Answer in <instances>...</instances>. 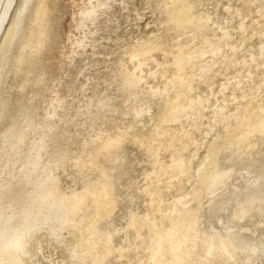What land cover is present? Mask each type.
Returning a JSON list of instances; mask_svg holds the SVG:
<instances>
[{
    "label": "bare ground",
    "instance_id": "bare-ground-1",
    "mask_svg": "<svg viewBox=\"0 0 264 264\" xmlns=\"http://www.w3.org/2000/svg\"><path fill=\"white\" fill-rule=\"evenodd\" d=\"M31 1L0 0V264H36L30 247L34 244V249L38 251L43 241L48 239L53 244L64 243L69 264H116L124 259L128 264H257L264 259V244L259 247L248 238L251 236L246 235L247 229L243 228L254 220H260L259 223L264 225V106L259 104L249 112L251 103L248 101L246 109L232 116L228 114L227 105L231 101H227L228 96L233 100H247L249 97L247 92L236 93L241 91V84L244 83L240 80L234 82L239 77L233 70L246 72L252 83L255 80L252 79L250 63L244 61L239 64L237 58L234 60L240 49L233 43L228 27L219 29L220 26L211 23V18H206L209 15H196L204 0H154L155 10L161 17L155 21L158 29L148 38L137 37L135 42L125 46L119 53L113 78L105 82L108 87L115 86L121 94L124 109L120 115L131 118L129 125L117 126L113 133L102 131L98 126V114L116 112L120 107L111 106L112 99L102 97V93L99 98H88L72 117L66 115L65 99L59 96L48 106L40 121L34 119L29 109L12 113L13 97L3 88L1 75L7 77L13 73L14 77H18L32 74L26 66L37 61L40 49L49 39L48 8L44 5L36 10L30 31L27 33L25 28L23 36L19 37L20 42H13L10 48L7 44L14 22L17 29L27 22V8ZM240 1L244 3L246 0ZM126 4L127 0H83L78 17H75L79 36L70 39L73 47L66 59L73 63L88 47L96 49L99 40L93 36L100 32L98 24L110 23L109 13L114 6H119L121 11L126 10ZM230 9H227L229 13ZM258 12L264 18V12ZM244 23L242 21L240 27L243 31ZM259 26L255 36L264 38V21L259 20ZM17 45L21 47V52L29 49L30 54L20 52L13 61L10 56ZM96 54L94 51L93 56ZM252 62L258 66L264 64V47L256 59L252 57ZM91 64L89 62L90 67L95 66ZM147 67H150L148 71L145 70ZM221 71L225 82L217 93L223 95L224 100L214 109V125H211L215 129L216 125L222 124L225 132H234L231 127H236L238 138L234 148L237 150L229 158L226 173L203 179L202 194L207 196L204 199H207L208 211L213 216L230 207L234 212L224 231L218 232L211 225V232H202L200 226H205L203 215L201 217L200 213L193 212L184 214L183 218L186 198L182 196L169 204L164 193L177 191L182 187L183 180H188L192 174V159L185 160L183 154L193 146L197 152L191 129H198L200 126L197 127V123L205 115L204 109L198 108L204 107L200 100L203 97L196 99L192 95L201 85L214 82ZM159 79L162 87L153 84ZM260 83L248 89L255 95L258 93L257 98H260L259 92L264 87V83ZM82 86L80 92L89 91L87 83ZM227 92H230L229 95ZM153 105L159 107L155 115H152ZM77 117H84L85 121H77V124ZM70 124L87 127L90 134L93 133L71 159L58 143L50 145L71 132L68 129ZM135 128L140 129L139 134L133 133ZM128 144L142 150L146 157L144 162L151 168L145 169L147 185L142 192L149 198L146 201L148 207L144 214L133 213L125 217L127 221L122 229L125 234L122 241L128 244L125 246L117 244L121 230L115 227V210L123 202L133 203L139 191L136 183L126 180L133 169L125 161ZM255 145L258 150L251 151L250 147ZM242 150V154L254 153L244 157L240 152ZM167 154L171 161L165 167L160 162L161 157ZM68 164L77 168L76 177H71L74 187L79 186L70 192L64 191L60 185V176L67 173L60 174ZM209 168L211 159L207 157L200 171L205 173ZM249 168L253 170L250 177L244 179L242 187L237 186L240 175ZM122 187L127 192L121 198ZM247 231L252 236L256 235V231ZM65 232L73 236L66 243L62 240Z\"/></svg>",
    "mask_w": 264,
    "mask_h": 264
},
{
    "label": "rangeland",
    "instance_id": "rangeland-1",
    "mask_svg": "<svg viewBox=\"0 0 264 264\" xmlns=\"http://www.w3.org/2000/svg\"><path fill=\"white\" fill-rule=\"evenodd\" d=\"M216 1L214 2L213 0L202 1V5H200V7L198 8L196 15L198 13H200L197 15L198 17H202L204 15L206 17L207 15H209L206 18L209 19L211 18L212 19V20L210 19L211 23L217 24L218 27L220 26L219 29L221 27L222 29L228 27L227 29L231 31V34L233 36V43L235 44V46L237 47L239 46L238 48L240 49L238 50L240 53L237 52L239 57L236 54L234 56V60L237 58L236 60H238L237 62L239 64L243 63L244 61H247L248 63L251 64V70L253 72V77H254V78L252 77V79L253 81L255 80L253 83L248 80L246 72L245 73L236 72V70H233L235 76H237V78L238 77L240 78V79L238 78V80L234 82L238 83L240 80V82L244 83L241 84V91L238 90L236 91V93L240 95L242 93L247 92V94H249L247 100H240V99L233 100L229 96L228 98H226L227 101L231 100L230 103L227 105V109H228L227 111L229 115L232 116L237 112L246 109L248 101L251 103V105L248 108V111L251 112L252 108H255L259 104H262V106H264L263 105L264 100L260 101L264 99V89H263L264 87L261 90L262 92L261 91L259 92L260 98H257L259 97L258 93H256L255 95V93H252L248 90L249 86L255 88L256 85L259 84L260 82L264 83V66H263L264 64L258 66L256 62H252V57L254 56V59H256L261 48L264 47L263 46L264 38L255 36V32L259 30V28L261 27L259 26V20L260 22L264 21V18L261 17L258 12V11H262V13L264 12V4H263L264 0H246V1L243 0L245 1L244 3L240 0H233V1L231 0L232 3L230 2V0H223V1L221 0L222 2L219 0ZM226 1L227 2L229 1V5L227 4ZM82 2L83 0H32L31 1L30 6L27 8V22L19 29L16 28V21L14 22L11 30L9 31L8 37H10V39L7 44L10 48V46L13 45V42H20L19 37L23 36V33L25 32V28L27 27V33L30 31L31 22L34 19L36 10H38L40 7H43L44 5H46V7L48 8L47 21L49 22L48 25L49 39L46 41V44L43 46V48L40 49L41 52H39L38 54L39 58H37V61H35L36 64L33 62L32 63L33 65L26 66L27 69L29 68L30 70H32V74H29L27 76H24L22 74V75H18V77H14L13 73H11L7 76L8 78L1 75L2 79L4 80L2 86L5 90L9 91L11 96L13 97L14 103H12V107H13L12 113L13 112L16 113V111H18L19 109L22 110L23 108L29 109L34 116V119L36 120L38 119V121L42 119L46 110L49 108L48 106H50V104L58 96L65 99L64 111L65 113H67L66 115L72 117L76 115V112L78 111L79 108H82L85 105V103L88 101V98L91 97L94 98L95 96H97L96 98H99L100 93H102V97L109 96L112 99L111 106L118 105L120 107L116 112H108L105 113L104 115L98 114V116L100 117V120L98 121V126H100V128L103 129L102 131L113 133L117 126L124 127L126 125H129L131 118L120 115L124 109V106L122 105L123 99L121 98V94L116 90L117 88L115 86L108 87L107 85H105V82L110 81L113 78L112 77L113 73H115L117 70L119 53L124 49V47L127 46L130 42H135L137 37L148 38L149 36H151V33L158 29L157 25L155 24V21H157L161 17L159 15V11L155 10L156 5L154 0H127L128 4H126V7L128 9L126 8V10H121V11L119 6H114V8L109 13L111 22L107 24L99 23L98 28L100 32L98 35L93 36L97 40H99L97 44V48L93 49L92 47L91 48L88 47L86 51L83 53V55L77 56L74 62L71 63L66 58L69 55H71L72 52L73 46L70 39H73L75 36H79V33L75 27L76 26L75 17H78L77 16L79 12L78 10L79 7L82 5ZM215 2L218 4H216ZM211 3L213 4L210 5ZM229 7L231 8L230 13L233 10L231 14L227 11ZM209 11L211 13H209ZM137 14L140 17L137 16ZM225 14L229 16L227 15L224 16ZM213 15L214 17H212ZM227 17L228 18L230 17L229 20L227 19ZM102 20L103 18L100 19V21ZM242 21H244L245 22L244 24L247 25V26L245 25V31H243L240 28ZM218 22H220L221 25L218 24ZM7 44L5 45V47H7ZM94 51L95 53L97 52V54L93 56ZM20 52H21V47L19 45L15 46V49H13V52L11 53L12 56H10V58L14 61V58L19 57L21 53H24V55L30 54L29 49H27V51H22L21 53ZM14 54L16 56H14ZM89 62L90 64L92 63L91 65L95 64V66L90 67ZM260 63L262 62L260 61ZM86 66H88L90 69ZM149 68L150 67H147V69L145 68V70L148 71ZM237 69L239 70V68ZM86 70L87 72H85ZM84 75L89 76L91 80L89 78L88 79L85 78ZM224 79L225 77L222 76V71H221L220 76H218V78L214 80V82L213 81L210 82L211 83L210 85L209 84L201 85L200 87H198L199 89L196 90L197 92L195 91V93L192 95V97L193 98L196 97V99L198 98L200 99V97H203L200 100L204 103V104L202 103L204 107L199 106L198 108L200 109L203 108L204 109L203 111L205 113L204 117L201 118L202 120L199 119L197 123V127L198 126L200 127H198V129L197 128L191 129L194 132L193 139L197 144L196 145L197 152L195 153L194 150L195 146H193V147H189L187 151L184 152L185 154H183L185 160L190 161L192 159V166H191L192 174L187 178L188 180H186V178L185 180H183V185L181 184L182 189L179 188L178 189L179 191L178 190L176 191L174 189L170 192L164 193V198L166 202L169 204L180 199L182 196L186 198L187 202L189 203L185 202L186 205L185 207H183V211H182L183 215L181 214L183 218H185L186 216L184 214L190 215L193 212H197L198 214L200 213L199 214L200 216L203 215L204 218L202 216L201 217L204 220L203 223H205V226L201 225L200 228L203 229L199 228L200 231L202 232L203 231L211 232L210 229L211 227H209L211 225L215 226V229H217L218 232L224 231V228L229 226L232 213L234 212V209L230 207L227 208L226 210L220 211L215 216H213L214 214L212 213L211 215L210 211H208L209 210L207 204L208 201L207 199H204L207 196L202 194L203 179L206 178V176L209 177L214 174L226 173V171L229 169V165H228L230 162L229 158L232 157V152L237 150L236 148H234L235 147L234 143L238 138L236 127L233 128L231 127V129L234 130V132L233 131L228 132L226 130V132L228 133L225 132L222 124L216 125L215 129L214 127H212L214 125L213 111L216 108V106H218L222 102V100H224L223 98L224 96L217 93L218 90H220L218 88H221L220 86L225 82ZM153 82L155 86L161 85L160 87H162L161 84L162 81H160V79ZM86 83L89 88V91L83 93L80 92L81 88L83 87L82 85H85ZM229 93L230 92H227V95H229ZM158 111H159V107L157 105H153L152 115H155ZM93 112L96 111L93 110ZM83 118L77 117L75 123L78 124V122L80 123L84 122L85 118L84 119ZM234 122H232V124H235ZM186 125L185 127L188 130V125L187 126ZM211 128L213 129L211 130ZM68 129L69 131H71L69 133L70 135L67 134L65 138L56 139L52 141L50 145L52 146L55 142L58 143L60 148L65 153L68 154V158L71 159L74 156H76V153L81 149L82 144H84L90 138V136H92L93 133L90 134V131L87 129V127H73L72 124H70ZM186 129L185 131H187ZM199 130H201V132H198ZM133 133L139 134L140 129L135 128L133 130ZM233 134H236V136ZM231 143L233 144V146ZM127 147H128L127 150L128 153L125 161L126 164H128L127 166L131 168L133 167V169L131 172L132 175L130 174V176L128 177L129 179L126 180L127 181L132 180V182L136 183L135 185L137 189H139V191L137 192L136 195L137 198L135 199V201H133V203L129 204L123 202L121 205H119L118 207L119 209L115 210V214H114L115 227L119 231L121 230L120 236L117 238V244L119 245L124 244L123 243L124 241H122V239L125 236V234L122 229L125 228V224L127 221L125 217L128 218L133 213L144 214L148 207L146 201L149 200V198L142 195V192L144 191V187L147 185L146 182L147 180H145V176H144L145 169L146 168L150 169L151 167L148 164H146V162H144V160L146 161V159H144L146 157L143 156L141 149H139L135 145L133 146V144H128ZM250 148L251 151L254 150L255 148L258 150L257 145H255V147L253 146ZM261 150H263V148ZM240 152L242 154L243 150ZM253 153L254 152H250L246 154L250 155ZM246 154H242V156L244 155L245 157ZM163 156L161 157L160 165L166 167L168 166V164H170L171 160L168 157V154L167 156L166 155ZM207 157L211 159V168H209L211 171L210 170L205 171V173L207 174L206 175L205 173H203L204 172L203 170H202L203 172H201L200 170L204 163V160ZM256 166H260V164H257ZM66 167L68 169L66 168V170L64 172H61L60 174L62 175L63 173V175H66L64 173H67L66 176L63 177L60 176L62 178L60 185L62 189L64 188V191L66 190V192H70L73 188L76 187V186L74 187V183L72 179L74 176L76 177L75 174H77V168L73 167L72 164H68ZM220 169L222 172L220 171ZM214 171L215 173H213ZM252 171H253L252 169H250L249 171H243L242 174L240 175V182L238 183L237 186L242 187L244 179L249 178ZM78 188L79 186L76 187V189ZM125 191L127 192V189L123 187L120 189V192L121 193L123 192L122 195L121 193H119V195H121V198L125 196L124 195L126 194ZM194 193L196 196L194 195ZM193 195L195 197H193ZM197 202L199 203V205ZM126 204L129 206H125ZM208 214L211 215L212 217L208 216ZM214 217H217V219ZM259 221L260 220H254L252 223H247L244 225L243 228L247 230L250 229L252 231H256L255 236H252V233L251 232L249 233L247 230H245V232H247L248 234H246L245 232L244 233L248 236H251V238L250 237L248 238L253 240V242L255 241V243L259 247H262L264 244V231H263L264 225L260 224ZM66 233L67 232H65L64 233L65 236L62 237V240L65 243L69 242L73 237ZM254 237L255 239H253ZM49 241H50L49 239L44 240L41 245V249L38 251L34 249V244L31 245L30 248L32 250L33 255H35L34 259L36 261V264H69V260H68L69 254L67 253L68 250L66 249L64 243L53 244L50 243ZM124 245L127 246L128 244L125 243ZM263 262L264 259L260 260L257 264H263ZM121 263L128 264V261L124 259L123 261H121ZM121 263L118 262L116 264H121Z\"/></svg>",
    "mask_w": 264,
    "mask_h": 264
}]
</instances>
